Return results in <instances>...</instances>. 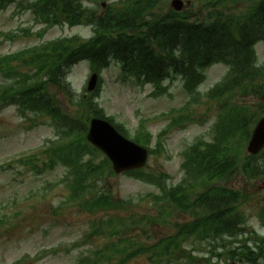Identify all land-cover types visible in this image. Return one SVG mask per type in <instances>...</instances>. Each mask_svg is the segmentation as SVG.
Listing matches in <instances>:
<instances>
[{"label":"trees","instance_id":"trees-1","mask_svg":"<svg viewBox=\"0 0 264 264\" xmlns=\"http://www.w3.org/2000/svg\"><path fill=\"white\" fill-rule=\"evenodd\" d=\"M21 1L0 0V7L12 2L21 5ZM204 1L209 3L210 12L198 23H191L180 13L156 10L158 3L154 0H136L131 10L123 15L110 8L102 19L95 18L94 13L78 0H28L33 14L48 26L92 24L98 29V35L89 41L62 39L20 52L8 63L18 80L3 91L0 100L17 104L23 111L50 116L58 122L57 133L61 141L44 151L47 160L43 163L48 166L49 162V168L58 163L68 168L70 178L67 187L71 198H81L80 206L90 213L102 211L108 215V219H99V229H105L102 233L108 237L119 236L118 228H115L118 225L108 214L117 209L119 203L104 191L91 190L111 171L107 159L101 158V153L87 142L85 135L92 116L105 117L127 137H130L129 130L123 123L116 122L113 116L106 115L94 101L96 94L80 97L74 109L65 113L55 106L51 95L46 92L47 87L53 84L64 94L71 95L64 80L67 68L81 59H88L94 68L107 66L108 59L112 57L121 64L123 73L143 83H151L156 88L171 72L179 73L184 78V88L189 92H195L206 68L223 63L228 72L222 82L212 89L209 98H228L236 92L261 95L264 92V66L257 65L253 46L255 42L264 40V0H254L239 15L224 8L225 0ZM19 67L30 70L19 73ZM262 108L264 110L261 105L257 108L248 104L236 105L228 100L223 103L220 114L222 125L217 129L221 145L207 144L203 155L195 150L186 155L183 163L187 169L193 167L196 170L199 186L231 174L235 164L233 150L239 149L249 137L251 126ZM145 121H140V129L134 132L133 139L146 146L150 143V136L143 130ZM159 149L161 147H157V151ZM126 175L156 186L161 190L164 202L183 208L192 207L197 219L193 227L187 229L189 233L161 238L154 246L155 254L160 252L163 256L161 250H166V246L167 250L179 249L182 241L194 231L200 237L235 234L239 225L243 226L245 222L237 210L241 196L237 192L229 189L220 191L219 187L212 186L197 200L189 202L193 189H187L186 193L181 187L168 188L165 182H161L160 176L155 180L143 170ZM201 199L204 200L200 203ZM254 240L259 253L255 254L249 246L246 247L245 257L251 254L255 258L264 257L261 248L264 238L255 234ZM126 241L119 237L116 243L110 242L104 249L92 252L91 257L85 256L78 261L80 264H110L116 260L115 264H125L136 254L134 246L137 245L134 241Z\"/></svg>","mask_w":264,"mask_h":264},{"label":"rangeland","instance_id":"rangeland-1","mask_svg":"<svg viewBox=\"0 0 264 264\" xmlns=\"http://www.w3.org/2000/svg\"><path fill=\"white\" fill-rule=\"evenodd\" d=\"M95 1L84 3L98 9ZM191 1L193 9L190 15L193 18H202L203 10L199 1ZM167 3V7L170 6V1ZM226 5L228 11L237 9L234 12L244 8V4L240 2L229 3L225 0L224 7ZM41 28L42 25L35 24L27 10L19 9L17 12L10 5L0 11V54L12 53L25 46L66 35L69 37L76 34L82 40L91 35L89 26H56L39 37L35 34ZM12 32L18 33V36L10 40L3 36V33ZM255 49L258 62L264 64V41L258 42ZM73 68L68 79L78 98L84 95V86L91 71L86 61L77 63ZM226 72L221 64L207 68L202 80L204 82L199 85V94L195 96L188 95L189 91L183 87L177 76L165 79V86L152 94V85H138L133 78L124 76L119 66L112 62L108 68L99 72L102 82L97 100L106 115L113 116L116 122H121L128 128L130 137L137 127L138 119H148L146 129L154 136L152 146L157 133L163 127L172 123L174 117L180 119L181 126L178 122L171 129L164 140L165 149L150 155L147 167L155 175L166 173L167 182L175 184L182 177L180 165L184 148L196 137L203 135L207 140L210 139V128L222 103L227 100L250 105L262 102L264 106V92L261 95L254 92H236L234 96L224 97L220 101L208 99L206 93ZM46 92L53 97L56 105L64 111L68 109L70 101L63 93L55 87H50ZM189 114L193 119L187 118ZM34 117L36 120L20 117L12 107L0 111V219L4 221L0 224V264H14L22 257L26 260L20 264H78V260L88 255L90 250L97 247L103 249L104 245L116 242L118 237L130 235L142 243L151 244L164 235L172 234L176 228L174 224L192 219L187 211L178 208L172 210L168 206L166 213L160 215L159 211L164 202H157V199L162 193L152 185L114 173L113 176L105 175L91 190H104L115 200L121 201L119 208L111 210L109 215L120 216L130 228H121L119 236L108 237L103 233L102 236H96L92 232V226L96 229L99 221L97 217L102 213L85 212L78 203L67 200L69 176L63 166L38 173L18 161L20 158L25 159L29 155L40 153L45 148L42 145H49V138L55 136L54 127L48 126L44 116ZM40 156L45 159L42 152ZM224 185L242 189L246 193L248 200L244 210L250 220L248 226L259 229L257 214L259 208L264 206V176L250 181L237 177ZM261 232L264 233V229ZM72 245L75 246L72 248ZM200 246L204 245H187L197 260L193 264H206L202 257L204 252L198 250ZM150 253L151 251H147L127 264H164L162 261L151 262ZM188 261L187 258L184 263ZM115 263L116 260L110 264Z\"/></svg>","mask_w":264,"mask_h":264},{"label":"water","instance_id":"water-1","mask_svg":"<svg viewBox=\"0 0 264 264\" xmlns=\"http://www.w3.org/2000/svg\"><path fill=\"white\" fill-rule=\"evenodd\" d=\"M94 83V77L91 86ZM88 140L101 149L111 159L116 171L142 166L146 161V152L139 146L125 140L106 121L93 119L87 134ZM264 143V118L257 125L250 148L260 147Z\"/></svg>","mask_w":264,"mask_h":264}]
</instances>
